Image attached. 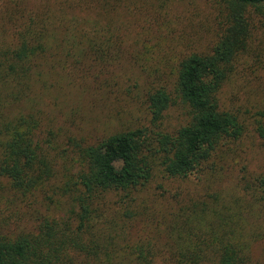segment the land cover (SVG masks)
<instances>
[{
    "label": "trees",
    "instance_id": "obj_1",
    "mask_svg": "<svg viewBox=\"0 0 264 264\" xmlns=\"http://www.w3.org/2000/svg\"><path fill=\"white\" fill-rule=\"evenodd\" d=\"M223 1L213 45L175 60L153 57L110 20L0 0V198L55 208L31 226L0 216V264H264V172L244 166L231 188L170 193L159 183V196L145 195L158 178L220 174L248 131L264 148V100L224 95L251 35L247 11L264 0ZM125 60L140 65L133 78L116 72ZM103 74L148 121L124 119L97 141L68 137L63 147L49 118L64 114L55 85L115 86ZM175 105L185 116L172 125Z\"/></svg>",
    "mask_w": 264,
    "mask_h": 264
},
{
    "label": "rangeland",
    "instance_id": "obj_2",
    "mask_svg": "<svg viewBox=\"0 0 264 264\" xmlns=\"http://www.w3.org/2000/svg\"><path fill=\"white\" fill-rule=\"evenodd\" d=\"M25 2L30 7L47 5L53 11L65 10L67 18L75 16L104 19L103 22L110 20L122 28V34L128 41L144 40L140 43L146 46L145 49H155L156 53L150 54L153 57L163 50L171 55L175 54L172 55L175 60L181 53L198 49L208 50L213 45L217 37L214 27L220 19L225 3L223 0H25ZM247 17L251 29L247 49L240 54L236 75L226 87L224 94L227 99L234 98L236 103L237 100L243 103L264 100V6L250 7ZM160 43L164 49L159 46ZM139 70V63L125 60L116 72L133 78ZM111 76L112 74H103L99 78L101 82L108 80L112 86L115 83ZM118 80L122 84V80L120 78ZM84 84V79L79 77L77 90L68 80H60L52 91H55V96H52L57 98V103L63 108L61 110L64 114L55 115L49 110L51 114L49 118L55 122V130L59 129L63 147H72L66 143L68 137L97 141L121 126L124 119L134 123L148 121L149 117L143 109L141 111V108L135 105H130V108L126 106L130 100L122 96L120 85L100 89V83H93L94 87L88 91ZM49 102L50 108L57 107L51 100ZM170 116L169 122L173 125L178 123L185 113L180 106L175 105ZM232 146L230 159L224 162L222 169L218 168L220 174L214 177L209 174L201 180L193 176L187 181H163L158 178L149 186L145 195L159 196L161 193L157 186L159 183H164L170 193L179 190L178 187L203 192L208 187L209 190L231 188L244 166L252 173L264 172V148L253 131H248L241 141ZM9 195L0 198V216L12 215L11 228L17 224L31 226L29 224L35 222L38 214L55 212V208L48 210L41 203L33 201L31 206H25L20 198L12 201ZM156 204L163 206L160 202ZM258 245L264 248V242Z\"/></svg>",
    "mask_w": 264,
    "mask_h": 264
}]
</instances>
